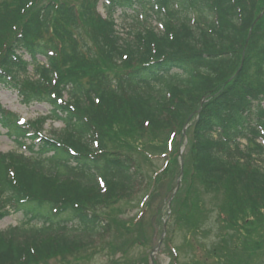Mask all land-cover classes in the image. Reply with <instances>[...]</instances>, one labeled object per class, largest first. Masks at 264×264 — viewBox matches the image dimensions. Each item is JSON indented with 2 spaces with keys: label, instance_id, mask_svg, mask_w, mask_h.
<instances>
[{
  "label": "trees",
  "instance_id": "trees-1",
  "mask_svg": "<svg viewBox=\"0 0 264 264\" xmlns=\"http://www.w3.org/2000/svg\"><path fill=\"white\" fill-rule=\"evenodd\" d=\"M100 1L0 0V83L26 105L52 106L19 123L0 105L16 144L0 153V221L10 205L26 217L0 227V264H87L97 235L108 236L109 264H152L131 250L160 240L182 145L170 264L187 249H201L204 261L193 253L184 264H264V15L249 38L264 0H103L106 19ZM118 8L133 12L125 37ZM49 119L63 127L47 136ZM140 189L149 222L144 212L117 213ZM176 230L183 241L171 246Z\"/></svg>",
  "mask_w": 264,
  "mask_h": 264
},
{
  "label": "rangeland",
  "instance_id": "rangeland-1",
  "mask_svg": "<svg viewBox=\"0 0 264 264\" xmlns=\"http://www.w3.org/2000/svg\"><path fill=\"white\" fill-rule=\"evenodd\" d=\"M99 9L101 12L105 14L104 8L102 4L99 5ZM129 19H121L119 20V26L124 27L127 25ZM32 69V67H31ZM0 103H2L6 108L11 109L15 113L19 114L20 116H23L27 120L35 119L36 117H39L41 115L48 114L50 112L51 107L46 103L37 102L34 104H31L29 106H26L21 103L18 95L6 87L0 85ZM62 127V123L59 121H48L44 128V133L47 135H51L54 131L60 130ZM180 137L178 136L176 140H179ZM175 140V141H176ZM15 148V145L13 141L6 135V130H4L0 126V152H8L10 150H13ZM181 149L184 151V145H182ZM158 163V164H157ZM163 160H158L156 162L157 166L162 165ZM150 170V172L154 169H147V171ZM141 191L136 193L135 196H133L130 200H122L120 203L116 205L117 213L124 219L131 220L134 216H137L139 214L138 212L143 211L144 216L143 219L147 222L150 220V215L152 214V209H144L145 207H141L140 204H142L143 200L145 199L146 191L144 189H140ZM164 196V192L161 190L159 193L155 196V198H151V201L157 200L160 201ZM174 198V197H173ZM156 201V203H157ZM150 202V200H149ZM172 200L167 202L163 205V214H162V223H156V228L168 225L169 218L171 217V208H172ZM121 210V212H120ZM138 217V216H137ZM25 221V218L21 212H10L1 222L0 226L2 229H8L11 226L23 224ZM68 232L72 235H79L84 236V233L79 230H68ZM90 236V235H89ZM168 236V229L166 228L164 233V240L161 243L160 247L154 251L156 253V264H170L172 257L170 256V253L168 251V247L165 245V239ZM173 239L174 244L171 246H179V244L183 241V233L180 230H176L173 235H170ZM108 236H100L97 235L91 243H95L96 245L91 246L90 248H95L92 250L94 253L92 262H88L87 264H109V259L112 255L109 254V251L103 250V247H107L108 244ZM154 238H157V232L154 234ZM152 250H154L151 245L149 246H143L141 244H137L133 247L131 250V254L133 256H138L140 254L148 253L149 255L152 253ZM179 252V250H178ZM195 253L196 256L193 258L191 257ZM109 254V256H108ZM118 257H120V253H117ZM187 255L184 258V254H181V251L179 252L180 257V264H184L185 262H188L191 258L192 259H200L203 260L204 253L201 249H196V251L187 249ZM189 254V256H188Z\"/></svg>",
  "mask_w": 264,
  "mask_h": 264
},
{
  "label": "water",
  "instance_id": "water-1",
  "mask_svg": "<svg viewBox=\"0 0 264 264\" xmlns=\"http://www.w3.org/2000/svg\"><path fill=\"white\" fill-rule=\"evenodd\" d=\"M262 15H263V13H262V14H260V16H259L258 18H260ZM179 183H180V180L178 181V185H179Z\"/></svg>",
  "mask_w": 264,
  "mask_h": 264
},
{
  "label": "snow or ice",
  "instance_id": "snow-or-ice-1",
  "mask_svg": "<svg viewBox=\"0 0 264 264\" xmlns=\"http://www.w3.org/2000/svg\"><path fill=\"white\" fill-rule=\"evenodd\" d=\"M21 123H23V121H21Z\"/></svg>",
  "mask_w": 264,
  "mask_h": 264
}]
</instances>
